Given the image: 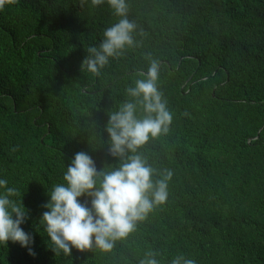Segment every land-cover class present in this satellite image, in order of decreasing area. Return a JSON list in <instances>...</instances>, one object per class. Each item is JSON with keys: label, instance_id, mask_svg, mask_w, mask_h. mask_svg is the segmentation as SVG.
<instances>
[{"label": "trees", "instance_id": "16d2710c", "mask_svg": "<svg viewBox=\"0 0 264 264\" xmlns=\"http://www.w3.org/2000/svg\"><path fill=\"white\" fill-rule=\"evenodd\" d=\"M126 2L137 46L98 75L82 62L121 19L107 0H18L0 11V179L18 189L29 213L21 228L34 238L0 245V264H140L149 251L159 264H264V0ZM152 59L173 121L137 154L154 182L173 172L167 201L110 252L56 254L41 225L49 189L79 152L97 171L125 162L110 154L107 126L136 102L127 89ZM78 200L95 214L92 197Z\"/></svg>", "mask_w": 264, "mask_h": 264}, {"label": "clouds", "instance_id": "9594fccd", "mask_svg": "<svg viewBox=\"0 0 264 264\" xmlns=\"http://www.w3.org/2000/svg\"><path fill=\"white\" fill-rule=\"evenodd\" d=\"M17 2L0 0V11ZM90 2L92 6H99L105 0ZM107 3L121 19L104 31L99 47H90L82 62V68L96 75L108 64L109 58L121 55L126 47L137 46L132 35L136 26L127 18L126 0H107ZM140 75L145 76L144 73ZM158 78L159 62L152 59L146 78L137 79L135 86L127 89V94L136 102H125L110 115L107 126L110 154L125 162L111 171H97L92 158L79 152L64 172L63 182L49 189L51 199L44 205L49 211L43 213L41 225L56 254L70 256L72 248L85 252L94 246L110 252L116 241L126 239L136 230L138 222L167 201L168 182L173 172L165 170L162 178L154 182L155 170L137 154L150 138L167 134L173 121L167 102L157 88ZM137 102L146 113L142 119L136 116ZM84 195L92 197L95 214L79 202L78 198ZM17 196L18 189L9 187L7 180L0 179V245L6 246L12 241L28 248L34 238L21 225L29 213L23 201L18 203L14 199ZM29 252L35 254L31 248ZM156 255L149 251L140 264H159ZM170 264H196V261L178 255Z\"/></svg>", "mask_w": 264, "mask_h": 264}]
</instances>
